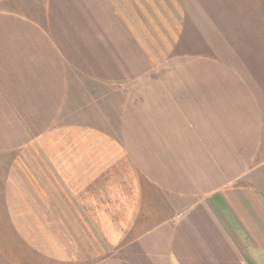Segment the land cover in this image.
<instances>
[{
    "label": "crops",
    "instance_id": "1",
    "mask_svg": "<svg viewBox=\"0 0 264 264\" xmlns=\"http://www.w3.org/2000/svg\"><path fill=\"white\" fill-rule=\"evenodd\" d=\"M236 10L0 0V264H264V36Z\"/></svg>",
    "mask_w": 264,
    "mask_h": 264
},
{
    "label": "rangeland",
    "instance_id": "2",
    "mask_svg": "<svg viewBox=\"0 0 264 264\" xmlns=\"http://www.w3.org/2000/svg\"><path fill=\"white\" fill-rule=\"evenodd\" d=\"M224 2L232 8L234 3L236 4L237 15L233 19L236 23L246 26L249 30L248 34L264 36V0H224ZM229 24L233 25V22H228L230 30Z\"/></svg>",
    "mask_w": 264,
    "mask_h": 264
}]
</instances>
